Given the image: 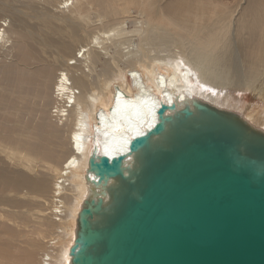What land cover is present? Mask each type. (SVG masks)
<instances>
[{
  "label": "water",
  "instance_id": "1",
  "mask_svg": "<svg viewBox=\"0 0 264 264\" xmlns=\"http://www.w3.org/2000/svg\"><path fill=\"white\" fill-rule=\"evenodd\" d=\"M127 146L94 144L103 188L79 212L72 264H264V130L207 100L165 102Z\"/></svg>",
  "mask_w": 264,
  "mask_h": 264
},
{
  "label": "bare ground",
  "instance_id": "2",
  "mask_svg": "<svg viewBox=\"0 0 264 264\" xmlns=\"http://www.w3.org/2000/svg\"><path fill=\"white\" fill-rule=\"evenodd\" d=\"M123 1L128 4L130 1V3L134 2L132 0H122V3ZM162 1H150L151 5H155L152 11L155 14L151 15L152 21L155 23L156 18L160 16L162 20L165 19L174 25L176 32H171L165 26L156 23H152L148 27L155 33L154 38L160 40L162 44L173 43L179 46L181 50L175 53L174 56H157L150 63L143 64L139 61L142 69L129 67L126 70V74L130 78L129 82L123 76L120 81L111 79L109 82L105 81L104 86V83L102 86L101 83L98 84L101 89L110 92V97L106 103L103 102V97L93 95L89 91L87 74L84 70H81L82 75L70 73L67 70L69 69L68 63V66L56 71V68L50 64V60L47 61L49 58L44 57V54L42 55L39 52L36 57H26L28 53L24 54L25 52L22 51V55L18 60L21 62L17 61L21 64L19 69H17L18 67L12 68L9 65L2 67V72L5 74L2 83L3 90L7 91L12 86L10 92L12 94L16 93L17 98L24 102L26 107H32V111H38V106H41L43 102H45L44 107H48L51 104V97L55 100L53 107L56 113L54 116H57L56 123L49 122L50 115L44 114V122L39 127L45 128L44 132L47 131L48 135L41 136L39 138L40 142L30 148V154L36 160L40 159L38 161L44 162L43 166L51 174L57 175L53 183L54 209L52 210H55L56 213H59L58 215L64 218L63 220H60V217L55 218L56 213H53L55 217L53 215L51 217L53 221H62H59V223L54 222L56 228H58L56 235L60 234L62 241L59 245V241L52 237L54 240L52 243L49 242L51 245L54 244L52 245L54 248L50 247L49 243L48 248L52 249L43 251V264H46L44 258L50 251H53L54 260L50 264H72L70 247L74 243L75 237H71L67 245H64V237L68 234V221L73 216L71 211L76 205L77 194L84 193L88 199L101 195L103 188L101 184L96 182L98 179L96 174L89 171L90 153L95 143L99 147L98 156L108 155L110 158L118 156L127 151V144L131 142L134 136L146 134L148 130L154 127V123L158 122V108L163 103H175L180 108L184 104L197 99H213L218 102L219 95L218 92L215 93L217 89L221 92L223 88L232 86L230 83L232 82L230 65L236 63V60H233L236 54H233L235 51L233 45L236 44L235 39L231 36L235 30V28L231 30L232 16L235 12L234 6L229 9L221 4L222 2L219 0H168L164 3ZM74 2L75 0H61L60 5H62V9H68ZM135 3L137 5L136 1ZM122 8L123 12L127 11V7ZM237 19V39L239 38V42L242 43L240 44L237 41L240 44L238 52L240 51V56H243L245 58L243 59L250 63V68L257 70L253 76L246 73V80L249 82L247 86H249L250 82L254 81L264 68V32L262 30L264 0H252ZM5 26L6 24L3 23L0 26V50L10 40ZM118 26L119 24L115 25L113 29H108L103 37L109 41L112 40L113 37L118 35ZM260 30L262 31L261 36L257 34ZM126 39L119 38L116 41L121 46H125ZM102 42L103 40L99 36L92 37L91 44L96 45ZM38 50L40 51V49ZM74 55L69 59L70 64L82 66L84 61H87L89 56L94 54L90 53L86 47H81L77 49ZM125 55L129 58L134 56V54L130 55V50H127ZM75 71L79 72L80 70ZM6 80L8 85L5 82ZM254 92H259L260 95L263 94L264 82ZM213 93L214 96H212ZM1 99L3 102H8V96L5 93L2 94ZM16 106H14L15 109ZM28 109L30 110V108ZM43 112L46 113V110ZM66 125L70 128L68 142L62 140L64 138L63 128ZM31 131L33 132V129ZM91 131H93L94 139L89 136ZM51 136L53 141L49 140L52 139ZM36 138L38 139V137ZM93 140H95V143H93ZM64 148L67 152L62 155L60 153L64 152ZM31 155L28 157L30 158ZM58 155L62 157L57 162V166L54 167L50 164V161L56 157L58 158ZM86 168V179L92 182L89 185L90 187H83L77 192L76 179L83 176V171ZM24 175L18 178L16 182L22 186L24 184L27 187L31 186V176ZM110 183H113V180ZM36 185L40 187H38L39 189L48 190L50 188V182L47 180L38 181ZM66 188L68 194L64 193V195L67 194L64 200L62 193ZM58 196L63 199L57 198ZM50 214L52 213L50 212ZM57 241L58 243H56ZM34 256L35 250H32L22 254L21 259L29 263V261H34Z\"/></svg>",
  "mask_w": 264,
  "mask_h": 264
},
{
  "label": "rangeland",
  "instance_id": "3",
  "mask_svg": "<svg viewBox=\"0 0 264 264\" xmlns=\"http://www.w3.org/2000/svg\"><path fill=\"white\" fill-rule=\"evenodd\" d=\"M132 1L134 2L130 3V1L129 4L125 2L128 4L126 5L124 1L122 3V0H113V5L112 0H75L70 8L62 9L61 0H0V26H2V23L6 24L5 28L10 36L9 42L0 50V250L2 252V254L0 252V264H43V251L54 248L52 246L54 244L51 245L54 240L52 237L59 239V245L62 241L61 235H56L58 228H56L54 222L59 223L60 220L64 219L63 216L52 210L54 209L53 183L57 175L51 174L43 166L44 162L38 161L40 159L36 160L30 154L32 145L40 142L39 138L41 136L48 135L47 131L44 132L45 128L39 127L44 122V114L50 115L49 122L56 123L57 121V116H54L56 114L54 112L55 108L53 107L55 100L51 97V104L48 107H44L45 102H43L41 106H38V111H32V107H26V104L17 98L16 93L12 94L10 92L12 86L7 91L3 90L2 83L5 74L2 72V67L9 65L12 68L18 67L17 69H19L21 64L17 61L21 57L22 51L25 52L24 54L28 53L26 57H36L39 53L44 54L43 56L49 58L47 61L50 60V64L56 68V71L68 66V63L69 69L67 70L70 73L82 75L81 70H84L87 74L89 91L93 95L103 97V102L106 103L110 97V92L101 89L99 87L100 83L102 86L105 81L109 82L111 79L120 81L123 76L129 82L130 78L126 74L129 67L142 69L140 62L146 64L152 62L153 58L157 56H174L175 53L181 50L179 46L173 43L162 44L160 40L154 38L155 33L148 27L153 23L151 15L155 14L152 12L155 5H151V0ZM166 1L168 0L162 2ZM219 1L229 9L232 6L235 8L231 26V30L234 28L235 30L231 36L235 39L236 44L233 45L235 47H233L235 49L233 54L236 53L233 60H236V63H234L236 66L233 63L230 65L232 81L230 83L232 86L223 88L221 92L217 89L215 92H218L220 102L213 99L207 100L210 102L213 100L212 103L220 107L240 113L252 125L264 130V92L261 95L259 92H254L264 82V68L259 76L247 86L249 82L246 80V73L253 76L257 70L250 68V63L245 61L243 56H240L241 52H238V46L242 43L239 42V38L237 39L236 33L238 28L237 18L240 17L241 12L252 0ZM121 6L127 7V11L123 12ZM226 10L228 11V9ZM154 22L157 25L165 26L171 32H176L174 25L165 19L162 20L160 16ZM117 24H119L117 27L118 35L115 34L116 36L110 41L104 38L103 34L108 29H113ZM262 30L264 32V24ZM257 34L261 36L262 31L260 30ZM95 35L99 36L103 42L96 45L91 44L92 37ZM246 37L248 36L246 35ZM119 38H127L125 46H121L116 41ZM20 39L23 42L21 47H24L22 51L15 44ZM206 41L208 42V40ZM81 47H86L94 55H90L82 66L71 65L69 59L74 57L77 49ZM127 50H130V55L134 54L133 58L125 55ZM16 56L18 59L15 62ZM86 69L88 70L86 71ZM75 70L80 71L76 72ZM5 82L8 85V81ZM4 93L8 96V102H3L1 99ZM212 96H214V93ZM14 106H16V109ZM17 109L19 110L17 111ZM45 110L46 113L43 112ZM31 129H33V132ZM69 135L70 128L66 125L63 128L64 138L62 140L68 142ZM89 136L94 139L93 131L90 132ZM49 140L53 141V138ZM93 143H95V140H93ZM93 149L92 147L90 158L94 153ZM63 151L60 154H66L65 148ZM59 156L50 161L52 166H57V162L62 157ZM86 172L87 168L83 171V176L76 179L77 192L83 187H90L92 181L86 179ZM24 174L31 176L33 186L29 185L27 187L25 184L22 186L16 182ZM42 180L50 182L48 190L39 189L40 187L36 185L38 181ZM64 193L68 194L67 188L62 194L64 195ZM66 195L63 196L64 200ZM57 198L62 197L58 196ZM86 199L84 193L77 194L76 205L72 208L75 213L71 211L73 216L70 217L69 224L67 223L69 227L68 234L64 237V245L69 243L71 237L76 236L79 212ZM53 213H56V217ZM52 215L61 219L53 221ZM49 243L52 248H48ZM32 250H35L33 262L29 261L28 263L21 259L22 254Z\"/></svg>",
  "mask_w": 264,
  "mask_h": 264
},
{
  "label": "built area",
  "instance_id": "4",
  "mask_svg": "<svg viewBox=\"0 0 264 264\" xmlns=\"http://www.w3.org/2000/svg\"><path fill=\"white\" fill-rule=\"evenodd\" d=\"M58 241H59V239H58ZM44 261H45L46 264H50L51 261H54V260H53V254H52V251H51V252H48V253L45 255Z\"/></svg>",
  "mask_w": 264,
  "mask_h": 264
}]
</instances>
